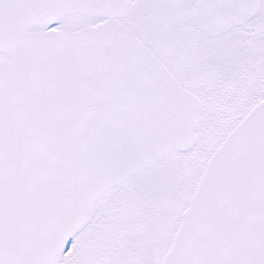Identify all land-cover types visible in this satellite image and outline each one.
<instances>
[{
    "label": "snow or ice",
    "instance_id": "snow-or-ice-1",
    "mask_svg": "<svg viewBox=\"0 0 264 264\" xmlns=\"http://www.w3.org/2000/svg\"><path fill=\"white\" fill-rule=\"evenodd\" d=\"M0 264H264V0H0Z\"/></svg>",
    "mask_w": 264,
    "mask_h": 264
}]
</instances>
